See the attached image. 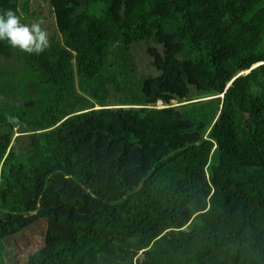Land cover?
<instances>
[{
  "label": "trees",
  "instance_id": "obj_1",
  "mask_svg": "<svg viewBox=\"0 0 264 264\" xmlns=\"http://www.w3.org/2000/svg\"><path fill=\"white\" fill-rule=\"evenodd\" d=\"M30 1L0 0L50 38L0 42V264H264V0Z\"/></svg>",
  "mask_w": 264,
  "mask_h": 264
},
{
  "label": "clouds",
  "instance_id": "obj_2",
  "mask_svg": "<svg viewBox=\"0 0 264 264\" xmlns=\"http://www.w3.org/2000/svg\"><path fill=\"white\" fill-rule=\"evenodd\" d=\"M0 42L28 55H41L50 47L49 33L41 22H23L11 9L0 12Z\"/></svg>",
  "mask_w": 264,
  "mask_h": 264
},
{
  "label": "rangeland",
  "instance_id": "obj_3",
  "mask_svg": "<svg viewBox=\"0 0 264 264\" xmlns=\"http://www.w3.org/2000/svg\"><path fill=\"white\" fill-rule=\"evenodd\" d=\"M42 5L45 6L44 3H42ZM29 6L36 7L33 0H31L29 2ZM48 21L50 23H52V18H50ZM32 22L44 23V20L40 19L38 21H32ZM133 54H134V58H135L136 63H137L138 70L139 71H147V67L150 65L149 64L150 60H149V58L147 56L146 48L144 46H142V47L138 46L137 48L134 49V53ZM155 106L158 109L166 107V106H163V104L160 101H159V103L157 102ZM35 236L36 235L29 234L28 237H27L28 239H26L27 243L25 244V246L22 245V244L18 245L17 254L20 255L22 260L26 259L28 254L30 252H32V250H35L36 247H38V244H37L38 237L36 238Z\"/></svg>",
  "mask_w": 264,
  "mask_h": 264
},
{
  "label": "built area",
  "instance_id": "obj_4",
  "mask_svg": "<svg viewBox=\"0 0 264 264\" xmlns=\"http://www.w3.org/2000/svg\"><path fill=\"white\" fill-rule=\"evenodd\" d=\"M159 103V102H158Z\"/></svg>",
  "mask_w": 264,
  "mask_h": 264
}]
</instances>
